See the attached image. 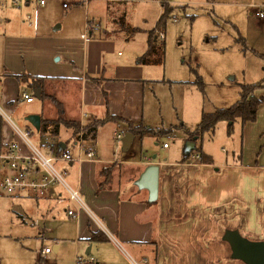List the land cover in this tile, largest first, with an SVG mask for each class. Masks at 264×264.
<instances>
[{
  "label": "crops",
  "instance_id": "crops-1",
  "mask_svg": "<svg viewBox=\"0 0 264 264\" xmlns=\"http://www.w3.org/2000/svg\"><path fill=\"white\" fill-rule=\"evenodd\" d=\"M18 1L12 0L17 5L13 8L16 12L3 18L6 25L18 30L8 35L0 32V102L13 113L20 106H29L22 111L21 125L10 118L29 136L40 137L39 129L26 120L27 115H39L41 124L44 118H56L59 110L51 99L36 98L34 90L38 88L29 87L27 81L16 76H27L26 79L30 76L48 77L46 92L61 103V112L66 118L78 119L79 130L73 133L60 123L53 136L46 132L40 139L46 142L47 153L34 143L31 136L29 138L51 157L65 149L72 158L93 152V158L81 162H56L60 163L57 168L66 172V182L79 191L82 201L100 220L103 229L91 220L86 209H79L77 217L68 215L66 211L70 202L66 191L59 185H52L40 197L32 196L30 192L10 194L18 205L25 207L20 209V217L24 216L22 218L30 220L41 230V239L48 238L54 252L70 245L72 251L63 255L68 263L84 255L83 264H245L231 257L230 246L222 236L226 230H237L248 239L264 241V149L261 147L264 114L260 105L256 112L257 124L251 121L243 125V141L253 144V153L244 158L239 155L233 162L215 167L212 160L209 163L190 160L195 146L192 138L189 142L193 144L183 150L181 160H151L146 156L129 159L134 155L119 157L115 148L102 152L98 146V128L107 122L117 129L120 124L124 126L122 132L116 129L111 132L113 141H119L120 145L121 137L116 139L114 133L122 136L123 132L130 131L134 134L128 149H121L125 153H129L137 136L154 137L159 134L154 132L156 129H169L151 127L142 122L145 107L143 86L148 81L143 66L159 64L138 62V57L147 49L134 63L126 61L117 66L119 69L113 70L112 75L110 73L108 56L114 49V40L123 36V29H130L126 0H45L43 4L33 0ZM2 2L11 4V0H0V4ZM99 2L105 6L107 14L104 28L94 25L86 17L90 6ZM78 5L77 9L67 10ZM13 17L18 20L13 21ZM156 38L158 35H153V39ZM21 84L31 89V92H23L30 94L32 101H25L22 96L12 97V90L17 93ZM101 89L106 91L108 108L104 105ZM82 111L86 116L79 144ZM107 111L117 118L98 125L94 133L85 137V127L103 119ZM126 120L144 126L147 131L142 135L131 131ZM3 134L12 135L6 138ZM13 144L17 145L13 149L15 152L29 154L28 148L15 135L12 124L0 117V152H7ZM163 144L162 147L167 149V144ZM150 163L159 165L158 191L154 201L148 200L146 189L135 184L140 172ZM0 169L3 176L11 173L2 158ZM107 170L111 172L108 174ZM123 170H128L129 175L119 179ZM40 175L41 169L31 166L29 176L38 178ZM46 218L55 224L54 229L46 227ZM36 219L40 224H36ZM46 233L49 235H44ZM93 235L101 239H93ZM45 246H39L41 256L51 254V248L47 253L42 252Z\"/></svg>",
  "mask_w": 264,
  "mask_h": 264
},
{
  "label": "rangeland",
  "instance_id": "rangeland-1",
  "mask_svg": "<svg viewBox=\"0 0 264 264\" xmlns=\"http://www.w3.org/2000/svg\"><path fill=\"white\" fill-rule=\"evenodd\" d=\"M164 3L168 12L162 25L153 32L159 38L152 39L151 57L159 59V64L143 66L148 81L143 86L145 107L142 122L151 127L169 129H156L154 132L159 134L154 137L137 136L129 153H125L120 142L111 138L113 129L122 132L124 126L120 124L117 129L107 122L98 128V146L102 152L115 148L119 157L133 154L129 159L138 160L146 156L151 160H181L190 140L189 133L196 129L203 113L233 105L239 99L243 85L264 82V0H126L130 29L122 30L125 38L118 36L114 40V49L109 52L111 75L113 70L119 69L117 66L126 61L134 63L137 56L147 49L149 35L164 11ZM16 6L12 0L11 4H0V32L8 35L18 30L6 25L5 21L7 15L16 12L13 9ZM104 7L101 2L94 3L86 13L87 19L94 25L99 24L100 28L107 25ZM77 8L79 5L67 10ZM257 10L261 16L255 14ZM18 17H13V21ZM60 87L59 84L58 89ZM30 90L21 84L17 93L12 90V97H19L23 91ZM55 94L60 97L58 92ZM259 94L264 95V89L255 91V95ZM35 102L36 99L33 105ZM0 106L17 125L23 121V109L29 107L20 106L13 113L1 102ZM259 108L264 114V101ZM257 120L256 115L252 124H257ZM227 124L219 120L213 129L194 136L195 146L190 160L199 161L200 156H204L216 167L224 162H233L239 155L244 158L248 153L252 154L253 144L243 141L244 124L236 119L230 130ZM3 135L10 138L12 134ZM30 136L47 153L46 142L40 137ZM163 143L167 144V149L162 147ZM53 164L60 168V163L53 161ZM110 172L107 170L108 174ZM128 175L129 171L123 170L118 178L124 179ZM2 177L0 169V264H77L76 258L68 263L63 257L72 251L70 245L54 252L50 240L41 239V230L30 220L22 218L24 216L20 217V209L24 205H18L13 196L2 189ZM45 220L46 227L54 229L55 224L48 218ZM36 224H40L38 219ZM41 244L49 246L51 254L41 256ZM81 259L85 262L86 257L83 255Z\"/></svg>",
  "mask_w": 264,
  "mask_h": 264
},
{
  "label": "built area",
  "instance_id": "built-area-1",
  "mask_svg": "<svg viewBox=\"0 0 264 264\" xmlns=\"http://www.w3.org/2000/svg\"><path fill=\"white\" fill-rule=\"evenodd\" d=\"M38 4H43L45 0H33ZM64 6L66 3L63 4ZM256 15L261 16V12H256ZM30 17V16H28ZM160 37L163 36L162 33L159 34ZM85 38V35H82ZM22 98L25 101H32L33 97L27 92H23L21 94ZM86 116L85 112H81L79 118V127L80 131L78 134L79 144L81 143L82 136V127L84 126V117ZM0 117L5 121L12 124L15 135L21 140L22 143L29 150V154L22 155L18 152H15V148L17 145L13 144L8 148V151L5 153L0 152V158L5 159L8 163L9 169L11 173L6 174L2 178V189L8 194H19L22 192H30L32 196H43L45 195L49 188L52 185H59L64 189L67 193V199L70 202L69 208H67V214L73 217H77L79 209H86L88 215L91 220L94 221L99 228L103 229L102 223L100 220L88 210L87 206L82 201L79 191L75 188L69 186V184L65 180L66 172L63 170H59L53 164V161H69L75 160L77 162H81L85 158H93V152L88 151L85 154H79L77 157L72 158L71 154L67 149L62 150L56 156H47L45 155L37 146L33 144L27 132L18 128L11 120L10 116L4 111V109L0 106ZM116 139L121 137L120 134H113ZM166 146V143L163 144ZM31 166H36L37 169H41L42 175L38 178L29 176V169ZM50 251L49 246H45L42 248L43 253H47ZM142 261H145L144 259ZM84 262L80 257H76V263L81 264ZM135 264H140V262H135Z\"/></svg>",
  "mask_w": 264,
  "mask_h": 264
},
{
  "label": "trees",
  "instance_id": "trees-1",
  "mask_svg": "<svg viewBox=\"0 0 264 264\" xmlns=\"http://www.w3.org/2000/svg\"><path fill=\"white\" fill-rule=\"evenodd\" d=\"M164 5V11L162 12V14L160 15L155 28H153V30L151 31L150 35H149V43H148V48L147 50L140 56L138 57V62L139 63H156L159 61V59H155L151 57V53H152V49H153V35H154V31L157 30L161 25H162V21L163 18L166 17L167 15V10L168 8L166 7L165 3ZM21 80L27 81L28 82V86L32 87V88H38L40 90V97H47L48 99H51L52 102H54V105L56 106V108L59 110V114L57 115L56 118L53 119H42L41 120V124H40V128H39V136L43 137L45 135L46 132H49L50 136H53L52 133H55L58 129V127L60 126V123L63 124L64 126L70 128L72 130L73 133H77L79 128H78V119H70V118H66L64 116V112L62 114L61 112V103L53 96V95H49L46 90H45V84L46 81L48 79V77H43V76H30V78L28 77V79H26L25 76H16ZM257 89H264V82H259V83H254V84H245L241 87L240 90V96L239 99L231 106L227 107V108H222V109H218L212 113H203L202 114V119L200 120L199 124L197 125L196 129L194 131H192L191 133H189V137L193 138L194 136H198L199 134L203 133L204 131H208L210 129L214 128V125L216 124L217 121L219 120H224L226 122H228V129L230 130L234 121L236 119H239L242 124L246 123V122H251L255 120L256 117V112H257V108L258 106L264 101V95H255V91ZM102 94H103V100H104V105L106 108H108V99H107V94L106 91L104 89H101ZM117 118V116H113L112 114H110L108 111L105 114V117L103 119L100 120H96L92 123H90L89 125H87L85 127L84 130V136H88V133H94L97 129L98 125L103 124L106 121L112 120ZM128 127L131 131L137 132L139 134H143L144 132H146L147 130L145 129L144 126L140 125V124H133L132 121L130 120H126ZM94 134H91V137H93ZM262 137H263V143L261 145V147L264 149V129L262 132ZM200 160L202 162H208L209 163V159H205L204 156H200ZM94 236V235H93ZM96 236V235H95ZM92 237L93 239H101V237L96 236V237Z\"/></svg>",
  "mask_w": 264,
  "mask_h": 264
},
{
  "label": "water",
  "instance_id": "water-1",
  "mask_svg": "<svg viewBox=\"0 0 264 264\" xmlns=\"http://www.w3.org/2000/svg\"><path fill=\"white\" fill-rule=\"evenodd\" d=\"M36 98L40 97L39 90H34ZM26 120L36 129L40 126V117L37 114H29ZM134 134L130 131L123 132L121 136V149L127 150ZM192 146L187 142L186 149ZM159 165L156 163L147 164L140 172L135 184L139 188L148 191V200L154 201L158 191ZM231 249V257L242 260L245 264H264V241L251 240L241 235L237 230H226L222 236Z\"/></svg>",
  "mask_w": 264,
  "mask_h": 264
}]
</instances>
